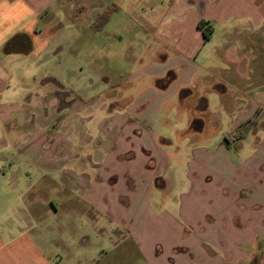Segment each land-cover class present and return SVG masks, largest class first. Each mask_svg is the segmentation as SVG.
Instances as JSON below:
<instances>
[{
	"label": "crops",
	"instance_id": "0c3cea01",
	"mask_svg": "<svg viewBox=\"0 0 264 264\" xmlns=\"http://www.w3.org/2000/svg\"><path fill=\"white\" fill-rule=\"evenodd\" d=\"M54 1L0 0V150L13 147L14 117L25 116L12 96L9 62L41 49L38 15ZM95 3L97 14L127 7L124 22L141 49L102 111L74 98L80 142L93 141V131L107 141L74 152L92 166L63 179L83 199L74 213L129 224L145 251L157 254L154 264H264V250L255 253L264 237V0ZM200 20L212 28L208 39ZM103 26L90 22L92 37ZM109 34L122 39V32ZM99 51L112 49L104 41ZM29 162L37 174L26 170L21 184L0 174V264H57L34 231L41 216L33 210L48 213V201L58 210L43 185L61 179L45 167L63 162Z\"/></svg>",
	"mask_w": 264,
	"mask_h": 264
},
{
	"label": "rangeland",
	"instance_id": "374dc122",
	"mask_svg": "<svg viewBox=\"0 0 264 264\" xmlns=\"http://www.w3.org/2000/svg\"><path fill=\"white\" fill-rule=\"evenodd\" d=\"M98 6L95 0L54 1L38 15L37 45L41 49L23 56L15 55L9 62L14 64L12 96L25 116L14 117L15 142L13 147L0 150V174L17 178L18 185L26 170L32 177L37 174V166L29 161L63 162L62 166L45 167L47 175H59L61 179L58 183L48 180L43 185L58 210H51L49 199L45 206L50 209L48 213H40L39 208L33 210V216H41L34 231L41 235L48 255L56 258L57 264H154L151 260L157 254L152 256L145 251V240L137 241L129 224L123 225L111 215L92 210L74 213L75 206L84 205L83 199L74 198V188L63 180L74 171L91 172L87 157L74 158V152L86 154L87 148L107 143L94 131L93 141L80 142L77 129L81 124L74 114V98L90 100L93 112L102 111L104 99L126 82L141 49L124 22L127 7L119 12L110 10L104 26L99 31L94 30L95 37H92L93 31L88 26L90 22L96 24ZM135 9L139 7L135 5ZM146 28L150 32L149 27ZM113 31L122 32V39L109 34ZM104 41L112 49L111 54L99 51ZM141 56L144 62L147 51L143 50ZM114 82L116 84L112 85ZM19 136L24 137V141ZM7 195L6 192L4 196ZM11 205L10 201H5L2 208L9 213ZM39 206L42 208L41 204ZM263 239L260 237L261 242L255 246L257 255L264 250ZM157 249L154 248L156 252ZM104 250L103 260L92 259V255ZM118 255L121 259L115 258Z\"/></svg>",
	"mask_w": 264,
	"mask_h": 264
},
{
	"label": "trees",
	"instance_id": "16d2710c",
	"mask_svg": "<svg viewBox=\"0 0 264 264\" xmlns=\"http://www.w3.org/2000/svg\"><path fill=\"white\" fill-rule=\"evenodd\" d=\"M110 10H111L110 8H107V9H105L99 13V15L96 19V24H95L96 26L102 25L108 19ZM198 25L202 29V32H203L205 39H208L210 37L211 32H212L211 26L205 25V21H203V20H200L198 22Z\"/></svg>",
	"mask_w": 264,
	"mask_h": 264
}]
</instances>
